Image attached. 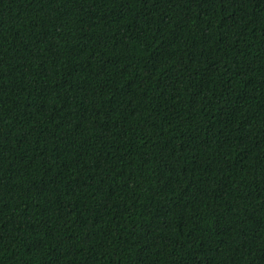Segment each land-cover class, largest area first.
<instances>
[{"label": "trees", "instance_id": "obj_1", "mask_svg": "<svg viewBox=\"0 0 264 264\" xmlns=\"http://www.w3.org/2000/svg\"><path fill=\"white\" fill-rule=\"evenodd\" d=\"M0 264H264V0H0Z\"/></svg>", "mask_w": 264, "mask_h": 264}]
</instances>
